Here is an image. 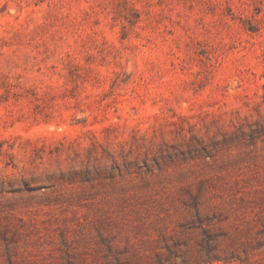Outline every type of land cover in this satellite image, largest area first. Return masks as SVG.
<instances>
[{
    "label": "rangeland",
    "instance_id": "374dc122",
    "mask_svg": "<svg viewBox=\"0 0 264 264\" xmlns=\"http://www.w3.org/2000/svg\"><path fill=\"white\" fill-rule=\"evenodd\" d=\"M0 264H264V0H0Z\"/></svg>",
    "mask_w": 264,
    "mask_h": 264
}]
</instances>
